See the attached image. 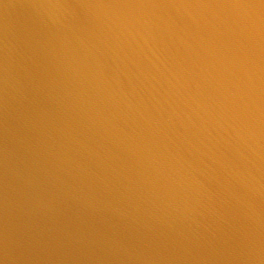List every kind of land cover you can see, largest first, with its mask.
I'll list each match as a JSON object with an SVG mask.
<instances>
[{
    "label": "water",
    "instance_id": "water-1",
    "mask_svg": "<svg viewBox=\"0 0 264 264\" xmlns=\"http://www.w3.org/2000/svg\"><path fill=\"white\" fill-rule=\"evenodd\" d=\"M0 264H264V0H0Z\"/></svg>",
    "mask_w": 264,
    "mask_h": 264
}]
</instances>
